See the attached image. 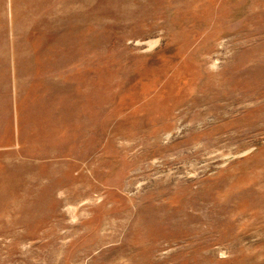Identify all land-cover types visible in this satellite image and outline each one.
<instances>
[{"label":"rangeland","instance_id":"1","mask_svg":"<svg viewBox=\"0 0 264 264\" xmlns=\"http://www.w3.org/2000/svg\"><path fill=\"white\" fill-rule=\"evenodd\" d=\"M0 264H264V0H0Z\"/></svg>","mask_w":264,"mask_h":264}]
</instances>
